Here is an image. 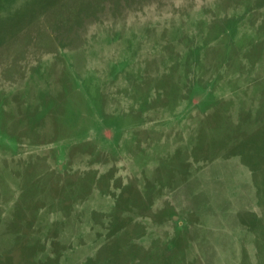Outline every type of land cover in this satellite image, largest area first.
<instances>
[{"label":"rangeland","instance_id":"obj_1","mask_svg":"<svg viewBox=\"0 0 264 264\" xmlns=\"http://www.w3.org/2000/svg\"><path fill=\"white\" fill-rule=\"evenodd\" d=\"M0 264H264V0H0Z\"/></svg>","mask_w":264,"mask_h":264}]
</instances>
